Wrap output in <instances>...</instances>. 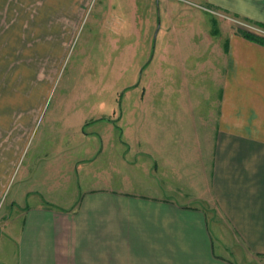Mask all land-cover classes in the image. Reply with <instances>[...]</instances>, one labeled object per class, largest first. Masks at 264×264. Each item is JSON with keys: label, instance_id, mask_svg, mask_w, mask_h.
<instances>
[{"label": "crops", "instance_id": "crops-1", "mask_svg": "<svg viewBox=\"0 0 264 264\" xmlns=\"http://www.w3.org/2000/svg\"><path fill=\"white\" fill-rule=\"evenodd\" d=\"M92 1L0 0V74L21 73L25 59L38 75L56 73ZM204 2L264 23V0ZM197 8L204 31L195 37L208 50L173 53L164 36L158 48L160 66L171 70L175 58L188 81L185 97H162L160 116L141 131L122 125L123 114L103 120L117 133L112 150L104 133L89 142L81 127L64 149L77 152L45 175L60 186L53 195L21 185L26 172L12 181L43 112L39 92L0 108V264H264V45ZM18 107L27 114L17 118ZM32 153L31 165L40 157Z\"/></svg>", "mask_w": 264, "mask_h": 264}, {"label": "rangeland", "instance_id": "rangeland-1", "mask_svg": "<svg viewBox=\"0 0 264 264\" xmlns=\"http://www.w3.org/2000/svg\"><path fill=\"white\" fill-rule=\"evenodd\" d=\"M163 2L167 4V14ZM198 6L214 11L204 10L211 18L229 21L234 29L241 26L257 33L261 30L254 23L211 7L204 0H93L62 66L55 68L56 73L38 75V69L32 68L28 59L24 60L21 73H1L0 105H4L0 108L6 113L12 104L22 102L26 105L38 92L39 100L45 104L30 138L31 150L22 159L23 163L20 161L19 175L15 174L12 179L13 186L16 187L26 172L30 181L21 182V185L42 186L43 191L53 195L60 186L56 184L51 189V180L45 175H53L49 169L51 166L77 152L64 149L71 148L74 141L81 139L82 135L77 133L81 127L88 134L82 138L89 139V142L98 139L95 131L104 133V150H112L117 133L103 120L123 114L126 121L122 125L141 131L145 119L160 116L162 97L167 101L182 100L188 81L177 74L175 58L170 60L171 70L167 71L166 65L160 66L158 48L164 36L173 53L208 50L204 35L195 37V31L199 30L201 34L204 31L200 21L203 17L198 19L192 13L198 10L203 16ZM160 24L162 30L156 36ZM154 45L157 48L155 53ZM206 61L199 59V66H205ZM17 110L14 112L17 118L27 114L22 107ZM19 123L16 122L17 126ZM13 124L6 129L9 135L16 126ZM23 130L26 131L27 127L24 126ZM89 146L92 147L91 143ZM34 147L40 149L34 150ZM32 152L40 154L39 161L33 165L30 161ZM87 180L92 179L85 178L75 188L79 194L87 189ZM34 195L40 196L34 193L28 197ZM3 237L6 241V236Z\"/></svg>", "mask_w": 264, "mask_h": 264}, {"label": "trees", "instance_id": "trees-1", "mask_svg": "<svg viewBox=\"0 0 264 264\" xmlns=\"http://www.w3.org/2000/svg\"><path fill=\"white\" fill-rule=\"evenodd\" d=\"M247 20V19H245ZM250 21L252 23H254L255 25L259 26V28H261V30H264V23L262 22H257V21H252V20H247ZM214 32V31H213ZM235 32L242 35L243 37H245L246 39H249L251 41L257 42L261 45H264V33L263 32H255L252 31L250 29L244 28V27H236Z\"/></svg>", "mask_w": 264, "mask_h": 264}, {"label": "built area", "instance_id": "built-area-1", "mask_svg": "<svg viewBox=\"0 0 264 264\" xmlns=\"http://www.w3.org/2000/svg\"><path fill=\"white\" fill-rule=\"evenodd\" d=\"M189 3V2H188ZM207 11H209V12H214V11H212V10H209L208 8L206 9ZM259 32H263L264 33V31H262V30H259Z\"/></svg>", "mask_w": 264, "mask_h": 264}]
</instances>
